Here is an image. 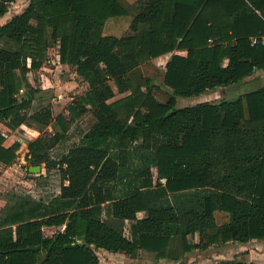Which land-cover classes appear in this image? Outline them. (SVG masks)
<instances>
[{
	"label": "trees",
	"instance_id": "obj_1",
	"mask_svg": "<svg viewBox=\"0 0 264 264\" xmlns=\"http://www.w3.org/2000/svg\"><path fill=\"white\" fill-rule=\"evenodd\" d=\"M15 1L0 0V18ZM123 2L30 0L0 25V121L11 129L53 121L51 108L27 112L34 101L27 74L56 42L60 61L90 85L71 114L96 118L60 159L49 150L64 132L30 143L29 167L58 168L64 182L49 203L12 194L0 211V264H101L99 249L178 260L193 248L264 239V85L232 100L178 107V96L238 84L264 69V45L251 41L264 33V0H143L129 34L104 33L110 17L128 14ZM165 55L164 83L173 93L162 102L152 78L131 76L144 60ZM112 78L129 93L114 99ZM4 142L0 131V164L12 165L21 143ZM124 180L128 189L117 196ZM52 226L61 228L46 235ZM197 232L199 243H188ZM27 246L40 248L20 250Z\"/></svg>",
	"mask_w": 264,
	"mask_h": 264
},
{
	"label": "rangeland",
	"instance_id": "obj_2",
	"mask_svg": "<svg viewBox=\"0 0 264 264\" xmlns=\"http://www.w3.org/2000/svg\"><path fill=\"white\" fill-rule=\"evenodd\" d=\"M128 8V14L122 16L110 17L104 27V33L114 34L119 37L129 34L131 23L134 16L141 9L143 0H123ZM30 0H16L10 4L8 13L4 16L2 21L9 20L13 15L22 12L29 4ZM3 45L10 46L9 43L3 42ZM169 56H161L151 59H146L138 66L135 73L131 76L133 80H140L141 76L150 77L153 79L155 87L153 88L154 95L159 101H166L173 93V89L164 83V75L166 71V62ZM28 67L31 66V59L27 60ZM19 72V71H18ZM28 79L34 89V101L31 108L27 111L33 114L36 111L45 108H51L53 111V121L47 125H40L34 123L22 124L17 129L8 128L5 122L0 121V131L5 136V142L9 141L14 144L16 141L21 143L17 152L18 157L16 162L12 165L0 164V211L7 205L12 194L30 195L37 200H43L49 203L55 198L61 190L64 182L62 173L58 168L47 172L43 165L41 173H31L28 170L29 161L23 160L27 155L29 145L37 138H42L47 141L56 139V134L64 132V136L60 138L59 142L53 143L49 153L55 159H60L69 148L78 144L81 137L86 133L96 118L92 112L84 114L80 118H74L70 112V105L73 101L79 100L81 96L85 95L90 90L89 83L78 73L76 66L71 64H64L59 57V43H52L48 50L47 59L44 64L38 69H31L28 74ZM110 84L116 92L114 99L125 96L128 92H119L118 83L114 78L110 79ZM263 83H259L262 86ZM226 95L219 94V98H227L229 100L237 98L240 94L255 88L253 85L233 84ZM257 88V87H256ZM27 87L21 89L19 97L25 96ZM207 92L195 96H178V107L186 105H194L200 101L208 100ZM204 96V97H203ZM62 115L63 121L57 120ZM16 164V165H15ZM139 164V159L135 157L132 166ZM153 172L157 175V169ZM132 179V178H130ZM132 185L136 184L135 179ZM140 181V180H138ZM129 185V184H128ZM118 189H124L123 184L118 182ZM120 190L118 192H120ZM224 215L218 213L217 218L219 222L224 221ZM61 227L52 226L45 227L46 235H52ZM126 232L129 233V222L126 223ZM101 264H159L161 261L157 259L155 253L147 250H140L136 256L127 253L114 254L109 250L99 249L97 251ZM109 254H112L111 257ZM108 255V256H107ZM163 264H174L173 259L166 258ZM220 260L219 263L220 264ZM216 262V261H214ZM187 264V263H186Z\"/></svg>",
	"mask_w": 264,
	"mask_h": 264
},
{
	"label": "crops",
	"instance_id": "obj_3",
	"mask_svg": "<svg viewBox=\"0 0 264 264\" xmlns=\"http://www.w3.org/2000/svg\"><path fill=\"white\" fill-rule=\"evenodd\" d=\"M3 19H4V16L2 18H0V25H2L3 23H5L7 21V20H5V22H4V21H2ZM261 82L264 85V69L255 71L252 75L247 76L244 79V81H242L241 83H238V84H243V85L245 84L248 86L253 85L255 87V88H252V90H253V89H256V87L258 88V84ZM230 88H231L230 86H223V87L216 88L214 90L207 91V95H210V96H208L209 99L206 101H212L214 99L219 98V94L226 95L229 92ZM249 91H251V90H249ZM244 93H246V92H244ZM207 95H206V97H207ZM221 99H227V98H221ZM221 99H219V100H221ZM219 100H216V101H219ZM227 100H229V99H227ZM200 102H203V101H200ZM4 145L5 146H11L12 142H9V141L4 142ZM154 168H152V171ZM153 174H154V182H155L157 179V175L154 172H153ZM126 175L127 174H124V176H126ZM125 178H127V177H125ZM129 178H130V176H129ZM162 181L165 183L166 179L163 178ZM66 183H68V182L66 181ZM120 183L123 184L124 189L121 191L120 189H118V186H117L115 189V191H116L115 193L117 196H122V194L125 193V191L128 189L127 188L128 186H127L125 180L121 181ZM119 190H120V192H118ZM168 199L173 204L177 203L178 194L171 193L168 195ZM187 200L189 201L190 199H187ZM187 200L185 202H188ZM218 213H217V215H218ZM145 214H146L145 211H141L138 213V216L143 217V216H145ZM222 214L225 216L224 217V221H225L227 214H225V213H222ZM199 241H200V235L198 232L195 233L194 235L189 236V238H188V243H199ZM180 247H181V244H180ZM114 254L118 255V254H122V253L114 252ZM111 255L112 254H109L110 257H111ZM233 259H237L239 261L246 262V263L254 262L257 264H264V239H252L248 242L229 241V242L222 244V245H210L208 248H203V249L202 248H193L189 251H186L185 254L180 257V259H178V260L173 259L172 261H174V264H186V263L187 264H217V263H219L220 260H233ZM160 260L161 261L159 262V264H163V262H165V261L167 263H169L166 258H161ZM214 261H216V262H214Z\"/></svg>",
	"mask_w": 264,
	"mask_h": 264
},
{
	"label": "water",
	"instance_id": "obj_4",
	"mask_svg": "<svg viewBox=\"0 0 264 264\" xmlns=\"http://www.w3.org/2000/svg\"><path fill=\"white\" fill-rule=\"evenodd\" d=\"M42 170H43V168L41 165H32L29 167V171L31 173H41ZM39 248H40V246H27V247L20 248V250H36Z\"/></svg>",
	"mask_w": 264,
	"mask_h": 264
},
{
	"label": "built area",
	"instance_id": "obj_5",
	"mask_svg": "<svg viewBox=\"0 0 264 264\" xmlns=\"http://www.w3.org/2000/svg\"><path fill=\"white\" fill-rule=\"evenodd\" d=\"M253 45H264V33H261L259 35L253 36L251 38ZM29 152V150H28ZM28 154V153H27ZM23 160L27 161V155L24 156ZM28 162V161H27ZM16 165V164H15Z\"/></svg>",
	"mask_w": 264,
	"mask_h": 264
}]
</instances>
